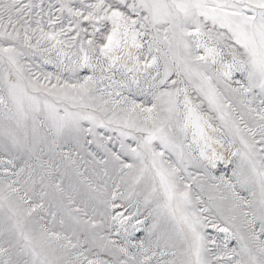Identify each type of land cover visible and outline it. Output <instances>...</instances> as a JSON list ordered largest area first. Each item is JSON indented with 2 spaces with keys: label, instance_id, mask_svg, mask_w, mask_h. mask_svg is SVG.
I'll return each mask as SVG.
<instances>
[{
  "label": "snow or ice",
  "instance_id": "6c2138e0",
  "mask_svg": "<svg viewBox=\"0 0 264 264\" xmlns=\"http://www.w3.org/2000/svg\"><path fill=\"white\" fill-rule=\"evenodd\" d=\"M0 264H264V0H0Z\"/></svg>",
  "mask_w": 264,
  "mask_h": 264
}]
</instances>
